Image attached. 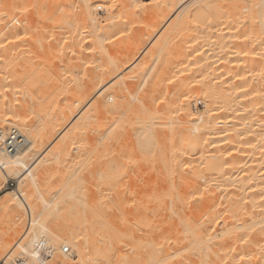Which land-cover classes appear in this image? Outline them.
Wrapping results in <instances>:
<instances>
[{"label": "bare ground", "instance_id": "1", "mask_svg": "<svg viewBox=\"0 0 264 264\" xmlns=\"http://www.w3.org/2000/svg\"><path fill=\"white\" fill-rule=\"evenodd\" d=\"M21 1L43 23L36 31L60 12L50 53L85 51L96 70L79 83L33 74L36 59L17 70L26 35L12 38L15 17L0 9L4 53L20 51L0 59V144L12 128L27 135L0 155V184L17 182L0 201L3 264H264V0ZM79 1L119 14L90 25L64 9ZM78 120L94 131L88 197L79 184H42L77 145V127H64ZM65 203L73 218L55 228Z\"/></svg>", "mask_w": 264, "mask_h": 264}, {"label": "rangeland", "instance_id": "2", "mask_svg": "<svg viewBox=\"0 0 264 264\" xmlns=\"http://www.w3.org/2000/svg\"><path fill=\"white\" fill-rule=\"evenodd\" d=\"M19 1L20 2L18 4H14V3L13 4H7V5L6 4L5 5H1L0 4V9H2L3 12L5 11V14L14 15V17H15L14 25L18 29H17L16 32H13L11 34L12 38H15L16 36L17 37L21 36V34H23L22 36L26 35L25 40L23 42H20L21 45L18 43L19 44L18 48H20L21 51H26V52H25V55L22 56V60H20V62L17 63V70H20V71L23 70V69H27L28 70L29 68L27 67L28 64L26 62H30V60H35L36 59L33 62V64L36 65V66H33V68L35 67L34 68L35 71L32 69V73L33 74H34V72H36V74H37V71L40 72L41 74L59 73L60 75H62L61 77L63 78V76L71 77L70 73L73 72V74H72L73 78H71V79H74L75 82L78 81V79H77L78 75L80 76L79 77V81L77 83H79L80 81H83L82 80L83 75L81 73L85 72L84 70H86V73L88 72L87 73L88 76L90 74L89 71H91V73H93L96 70V66L94 67L90 63V61L92 60V57L90 56V54L86 53L85 51L82 52L83 54L81 56L79 54L81 59L79 58V56L77 55V53L75 51L71 52L70 51L71 49L70 50L69 49L66 50L67 48L65 49V52L63 54H61L60 56H59V54H55L56 52L55 53L51 52L52 55L49 52L50 50L48 49V47H55V46L58 47L61 44V43H59L61 41V38H60V41H59V39H57L58 42L55 43L56 40L50 39L49 35H48L50 31H52V30L55 31V28H53V26L51 25L52 24L51 23L52 22V18L53 19H57L59 17L58 15H59L60 12L57 13V14H54L52 16L51 21L47 23V27H46L45 31H42V32L40 30L36 31V30H38L36 28L39 27L40 25H42L43 23L41 22V20L39 18H37V16L34 15L33 9L25 8L26 10H23L21 7H19L21 5V3H22L21 0H19ZM77 2L74 4L73 8L64 7V9L66 11H69L71 14H76L78 16H82V15L85 16L86 15L85 18H87V20L91 16L96 15L98 17V15H99L100 22L103 23L104 25H106L110 21L115 20L116 16L119 14V9L117 7H106V6H103L102 8L98 7L97 9L94 8V10L93 9L90 10V8H93L91 4H87V7L86 8L83 7V9H82V3H80V1H79V4H78ZM11 7H13L16 11L14 9H12ZM18 8L22 9L23 11L18 9ZM17 9H18V11H17ZM89 15H91V16H89ZM31 17H32V19H31L32 21L30 20L31 24L29 23V25L33 24L32 26H35V27L32 28V26H28L29 27L28 28L27 27L28 23L25 22V20L29 19ZM34 17H36V18H34ZM119 17H121V15ZM174 18L175 19L177 18V14L174 16ZM90 19H89V21L86 20L87 22H89L88 24L91 23ZM7 22H8L7 18L1 19L0 20V27L6 26ZM24 22H25L26 25L24 24ZM100 22L98 23V25L99 24L101 25ZM107 30H109V28H107ZM120 30H122V28L120 26L119 27H115V28H111L109 30V33L111 34V32L120 31ZM88 36H91V35H88ZM88 38L89 37H87V39ZM122 41L126 42V39H123V38L121 39L120 38L119 42H122ZM106 42L107 41H105V43ZM105 43H103V45ZM4 44H5V46H1L0 59L1 60L3 59L2 60L3 62L7 61V59H8V62L13 61L17 57L16 55H18L20 53V51L18 52L17 51L18 48H17L16 51L18 53L16 52V53L12 54V56H10V58H7L6 53H4V51H6L4 49V47L6 48L5 37L4 38H0V45H4ZM106 45H107V43H106ZM148 45L149 44H146L144 46V48H148L150 46V45L149 46ZM87 47H88V45H87ZM45 48H47L48 51H46ZM3 54H4V56H3ZM102 57H103V59H101ZM102 57L99 58V59H101L103 61L104 58H106V57H104V56H102ZM118 57H120V55ZM101 60H100V62H102ZM73 61H77L78 64L76 62H73ZM41 62L43 64H40ZM72 65L75 68L74 67L72 68ZM82 70H83V72H81ZM76 74H77V76H76ZM38 78H40V76ZM42 78L37 80L38 81V85H39V86L38 85L37 86L40 87V88L43 86L44 81H46L44 78L43 79ZM66 78L62 80L63 83H60L61 85L63 84L64 87L66 86V89L70 88V87L74 88L75 86H77V84H74V81H72L71 79L70 80L66 79ZM65 81H67V82H65ZM93 97H94L93 95L90 96L88 98V100L86 101V103L91 102ZM89 108H87V110H89ZM79 120L77 122H70V123L66 124V126L64 127L65 130L67 128L77 127L76 138H77L78 141H76L77 142L76 144L78 146L75 145V144L74 145L76 147H74V148H73L74 145L73 146H69L68 150H66V152H64V153H66V154H64V158H66V159L62 163V166L61 165L57 166V169L55 167L56 171H54V168H53L52 172H54V173H50L49 172L51 178H50V176L44 178L42 184H52V185H54V184H79L77 186V188L74 187L75 190L79 189V192H82L81 190H83V193H85L86 196L88 197L89 192H90L89 189L91 188V185H90L91 173H92V168L94 167V165L92 166V164H94V159H93V142H94V136H93L94 134H93V132L94 131L92 130V126L90 125V123H87L88 125L85 124V126H87V128L86 127L82 128L81 125H80L81 123L79 122ZM30 123H31V125L34 124V119H31ZM74 124H76L77 126H74ZM84 129L86 130V132H85ZM81 132H83L84 134L81 133ZM22 134L25 136V138H27L26 134H24L23 132H22ZM58 142H60V140H58V138H53L52 141H50L43 148L42 152H44V151L46 152V157L47 158L51 157V151H54L56 145H58ZM45 165H47V164L45 163ZM147 172H149V171H147ZM75 175L78 176V177H76ZM60 180H62V181H60ZM16 187H17V182H16V179H14V178H9L7 181L1 183L0 184V201L6 196V194H7V192L9 190H11V189L15 190ZM28 190L29 189H27V188L24 189V191H25L27 196H28V193H29ZM83 193H81V194H83ZM68 201H70V200H68ZM73 214H74V208L71 207L70 203H65L64 205H62V208L58 212V214H55V215H57V219L58 220H56V222L55 221L52 222V225H54L55 228H58V224L64 223L67 219H72L73 218ZM29 219H30V213L28 211V213L25 214V220H26V222H25L26 226L25 227H27V222H28ZM2 223H3V221L0 223V243L1 244H3V242L5 240H8V238H9L8 233H7L8 232L7 226L8 225H6L7 223H5V222H4L3 225H2ZM12 249L13 248H11V250ZM11 250H8L7 253H10V254L12 253L11 254L12 255V260H17V259H21L22 258V257H19V255H20L19 251L20 250L18 248L16 250L13 249L12 252H11ZM65 254L66 255L67 254L68 255H73L74 253H73V250L71 248H69V251L67 253H65ZM0 264H3L2 259L0 260Z\"/></svg>", "mask_w": 264, "mask_h": 264}, {"label": "built area", "instance_id": "3", "mask_svg": "<svg viewBox=\"0 0 264 264\" xmlns=\"http://www.w3.org/2000/svg\"><path fill=\"white\" fill-rule=\"evenodd\" d=\"M26 140L23 135L16 129L8 130L5 140L0 144V155H8L15 152L25 144ZM69 250H64L67 253Z\"/></svg>", "mask_w": 264, "mask_h": 264}]
</instances>
